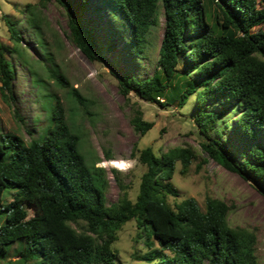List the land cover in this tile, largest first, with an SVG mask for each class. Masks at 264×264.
Returning a JSON list of instances; mask_svg holds the SVG:
<instances>
[{"label": "trees", "instance_id": "1", "mask_svg": "<svg viewBox=\"0 0 264 264\" xmlns=\"http://www.w3.org/2000/svg\"><path fill=\"white\" fill-rule=\"evenodd\" d=\"M46 1L40 0L38 6ZM56 1L67 11L71 43L86 59L107 67L123 95L133 92L148 103L171 106L177 102L180 107L194 96V122L205 139L200 145L205 155L202 162L213 161L237 174L264 196V0H99L128 32L125 45L133 56L144 53L162 10L159 72L144 79L126 71L118 74L75 17L69 1ZM38 6L26 5L24 14L39 37L44 21ZM4 21L14 47L0 44V90L3 101L10 102L15 70L8 54L26 62L28 52L21 45L17 24L8 17ZM36 62L44 65L61 88L71 90L78 105H84L83 96L61 72ZM180 64L183 72L177 71ZM228 111L237 114L232 128L245 145L240 158L220 127ZM49 113V126L28 144L11 132L0 135V214L4 215L0 261L8 257L9 247L22 243L24 247L16 253L25 262L116 264L112 247L116 232L135 220L137 240L148 249L134 257L142 264H261L256 256V229L228 223L233 205L207 198L201 210L194 198L173 206L167 202L168 197H178L172 183L178 164L185 174L199 157L195 149L175 147L156 155L149 147L138 150L134 145V156L146 167L136 199L132 202L122 192L114 203L107 204L104 170L93 167L98 176L95 180L79 151L81 138L66 122L57 98ZM130 123L140 136L153 127L139 111ZM109 165L115 167L111 161ZM113 173L119 181L120 173ZM8 189L16 192L3 204ZM26 206L34 212L29 218ZM80 224V232L72 226Z\"/></svg>", "mask_w": 264, "mask_h": 264}, {"label": "rangeland", "instance_id": "2", "mask_svg": "<svg viewBox=\"0 0 264 264\" xmlns=\"http://www.w3.org/2000/svg\"><path fill=\"white\" fill-rule=\"evenodd\" d=\"M68 1L75 17L99 43L118 74L126 71L144 79L159 72L158 50L164 27L161 9L158 15L159 26L151 29L144 53L133 56L125 45L128 32L118 20L109 15L108 9L99 0ZM39 2L0 0V44L9 49L14 47L4 21L8 17L17 24L22 37L21 45L28 52L26 62L16 55L8 54L15 77L11 84L10 102L3 101L0 90V135L11 132L27 144L37 139L50 124L49 110L53 98H57L63 106L66 122L81 138L79 151L92 170L94 179L97 180L98 176L93 167L104 170L107 204L114 203L122 192L132 202L136 199L146 167L134 156V145L138 150L149 147L156 155L170 148L190 146L199 157L191 163L185 174L180 173L181 165L178 164L172 179L178 189V197H168L167 202L173 206L185 198H194L201 210H204L207 198L221 199L233 205L234 208L228 214L229 225L256 229V256L264 264V196L237 174L213 161L205 164L202 162L205 155L200 145L205 139L199 134L194 122V96L189 98L184 107H180L177 102L171 106L148 103L133 92L123 95L117 79L108 68L100 62L86 59L71 43L66 9L56 0L46 1L42 7L38 6ZM28 4L38 6V14L44 21L39 37L33 34L26 21L24 8ZM37 60L61 72L70 86L83 96L84 105H78L71 90L61 88ZM177 71H184L181 64ZM159 102L162 103L163 99ZM136 111L141 113L144 121L153 124L144 136L136 133L130 123ZM236 119L237 114L228 111L222 116L220 127L236 157L240 158L245 145L233 131L232 125ZM110 161L116 168L109 165ZM113 170L120 173L119 181ZM15 192L16 189L6 190L3 204L9 203ZM25 208L28 218L31 217L33 210L28 206ZM3 218L4 215L0 214V222ZM72 226L79 232L83 230L82 224ZM23 247L22 243L9 247L8 257L1 260L0 264H41L39 259L25 262L19 258L16 251ZM112 247L117 253L116 264H142L134 257L148 251L144 242L137 240L135 220L125 223L116 232ZM157 247L155 243L154 248Z\"/></svg>", "mask_w": 264, "mask_h": 264}]
</instances>
